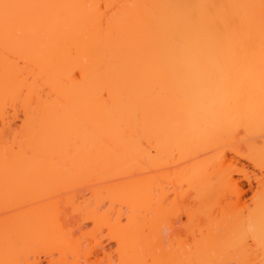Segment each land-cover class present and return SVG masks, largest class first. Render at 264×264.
Here are the masks:
<instances>
[{
	"label": "bare ground",
	"instance_id": "1",
	"mask_svg": "<svg viewBox=\"0 0 264 264\" xmlns=\"http://www.w3.org/2000/svg\"><path fill=\"white\" fill-rule=\"evenodd\" d=\"M238 128L264 130V0H0V264L173 258L166 182L214 189ZM205 222L202 249L264 248V195L232 227Z\"/></svg>",
	"mask_w": 264,
	"mask_h": 264
},
{
	"label": "rangeland",
	"instance_id": "2",
	"mask_svg": "<svg viewBox=\"0 0 264 264\" xmlns=\"http://www.w3.org/2000/svg\"><path fill=\"white\" fill-rule=\"evenodd\" d=\"M239 129L223 139L217 146L216 154L225 156V159L217 164L214 189L201 192L203 188L199 185H191L182 181L175 191L172 183L167 180L165 185V192L168 196L166 222L170 224L173 218H178L173 226L177 229L178 236L175 240L179 247L177 248L178 253L173 255V258L164 259L165 261L160 264H264V248L262 246L251 245L245 249L247 251H243L244 248L238 244L230 243L225 248L218 249L222 244L220 243L214 251H207L200 247L201 241L198 240L209 231L207 222H205L209 217L214 219V222L226 225L224 229H227L234 226L235 220L239 217L249 219L258 213L259 201L264 195V160L253 158L254 154L249 142H255V147H262L264 130L259 134L247 136L244 130ZM190 156L195 162L200 161L203 157L200 152L195 151H190L188 157ZM174 157L181 159L183 155L176 153ZM165 160L168 165L171 159L167 157ZM86 188L78 185L70 189H60L58 193L64 198L79 199L82 194L87 193ZM85 229L90 230L84 235L78 234L79 241L82 242L83 251L89 252L87 258L93 261L95 260L92 254L95 249L94 234L97 233V230L91 229V223H88V227ZM221 232L226 233V231ZM195 238L198 242L195 241ZM248 242L251 244L250 240ZM37 246L34 247L36 249L34 254L44 258L43 249L41 246ZM181 249L184 250L183 253H181ZM53 252L55 258H58L60 254L57 250ZM32 258L31 255L30 259ZM145 259L140 264H155L149 254H146Z\"/></svg>",
	"mask_w": 264,
	"mask_h": 264
}]
</instances>
